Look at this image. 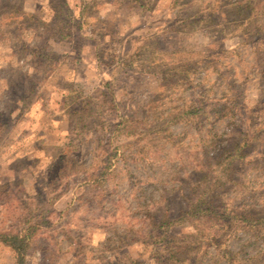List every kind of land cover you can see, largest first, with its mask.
<instances>
[{
    "label": "rangeland",
    "instance_id": "374dc122",
    "mask_svg": "<svg viewBox=\"0 0 264 264\" xmlns=\"http://www.w3.org/2000/svg\"><path fill=\"white\" fill-rule=\"evenodd\" d=\"M211 199L234 224L158 259ZM28 218L24 264H264V0H0V230Z\"/></svg>",
    "mask_w": 264,
    "mask_h": 264
},
{
    "label": "trees",
    "instance_id": "16d2710c",
    "mask_svg": "<svg viewBox=\"0 0 264 264\" xmlns=\"http://www.w3.org/2000/svg\"><path fill=\"white\" fill-rule=\"evenodd\" d=\"M23 17H30L32 15L23 14ZM58 38H63L62 35H59ZM43 58L49 57L48 55H42ZM44 62V60H43ZM26 95L22 97L23 100L26 99ZM243 148V146L241 147ZM241 148L235 150V156L240 157ZM64 160L63 156H61L58 161ZM60 166V162H59ZM59 166H53L54 173L53 175H49V179L55 178L57 176V172L59 171ZM58 169V170H57ZM58 177V176H57ZM58 180V178H56ZM194 217L199 221H203L204 223H209L210 227L219 226L222 228L230 227L234 224V220L232 216L227 213V211L223 208V205L216 204L214 201H199L191 205L188 210H185L179 215L176 216L175 219L164 218L163 220L157 221L155 225V233L151 236L154 238V243H158L159 247L156 249V254L158 259H165L170 262H187V252L189 251L186 245L179 246L176 248L175 246L170 247L169 244L173 241V238L166 237V231L175 223L180 222V220H185L186 218ZM217 225H216V224ZM42 221H34L31 218H28L22 223V226L19 229H7L0 230V244L9 248L12 251L14 264H24L25 258L27 255V251L30 248L31 244L36 240L41 232ZM169 239V240H168ZM214 239V238H213ZM211 239V240H213ZM163 250V253L161 251ZM159 254V255H158ZM162 254V255H161ZM229 253H225V256H228ZM156 256V258H157Z\"/></svg>",
    "mask_w": 264,
    "mask_h": 264
}]
</instances>
